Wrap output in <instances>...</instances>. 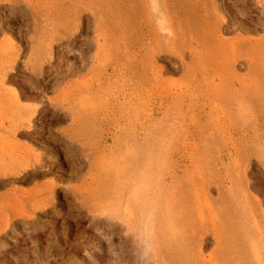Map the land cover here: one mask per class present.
Listing matches in <instances>:
<instances>
[{
    "label": "rangeland",
    "instance_id": "374dc122",
    "mask_svg": "<svg viewBox=\"0 0 264 264\" xmlns=\"http://www.w3.org/2000/svg\"><path fill=\"white\" fill-rule=\"evenodd\" d=\"M0 24V208L54 183L0 216V264H153L160 241L166 264H264V0H0Z\"/></svg>",
    "mask_w": 264,
    "mask_h": 264
},
{
    "label": "bare ground",
    "instance_id": "6f19581e",
    "mask_svg": "<svg viewBox=\"0 0 264 264\" xmlns=\"http://www.w3.org/2000/svg\"><path fill=\"white\" fill-rule=\"evenodd\" d=\"M26 1V0H25ZM213 3V2H212ZM213 5V4H212ZM213 7V6H212ZM214 10V9H213ZM216 26H218V25H216ZM218 29H219V27H218ZM215 33V32H214ZM10 34V33H9ZM213 37V36H212ZM213 39V38H212ZM221 42V41H220ZM226 42V41H225ZM225 42H222V43H225ZM221 43V45H223ZM12 46H14L13 44H12ZM219 46H220V43H219ZM13 51V50H12ZM4 53V52H3ZM12 55V54H11ZM63 59V58H62ZM11 63V62H10ZM68 65V64H67ZM1 66V65H0ZM1 68V67H0ZM1 70V69H0ZM4 70V69H3ZM8 72V71H7ZM59 95V94H58ZM13 96V95H12ZM1 99L0 100H3L4 98H2V97H0ZM15 99L16 100H18V96L17 95H15ZM13 103V102H12ZM17 103H18V101H17ZM16 104V103H15ZM14 104V105H15ZM35 106V105H34ZM33 106V107H34ZM11 107V106H10ZM32 107V106H31ZM30 108V107H29ZM28 107H25L24 106V108H22L23 109V111L21 112V114H20V117L22 118V119H24L25 117H28V115H30V113H32L31 112V110L29 109ZM68 110V109H67ZM33 111V110H32ZM3 115H5V114H3ZM0 117H2V115H0ZM16 117V116H15ZM10 119H9V121H10V124H12L13 123V120H11V118H13L12 116L11 117H9ZM19 119V118H18ZM32 121V120H31ZM90 122V121H89ZM20 125V124H19ZM80 125V124H79ZM16 126H18L17 124H15L14 123V125L9 129L10 131H8V133L12 136V135H14L15 134V128H16ZM26 126V125H25ZM27 127V126H26ZM76 128V127H75ZM82 128H83V126H82ZM78 129V128H77ZM76 129V130H77ZM83 129H86V127L84 126V128ZM79 130H82V129H78V131H76V132H78L79 133ZM24 131V130H23ZM84 131L85 130H82V132L84 133ZM88 131V130H87ZM80 134V133H79ZM84 134H86V132L84 133ZM6 136V135H5ZM18 136V135H17ZM78 136H80V135H78ZM82 136V135H81ZM2 137H4L3 135H2ZM1 137V138H2ZM4 140H5V142H7L10 146V151H11V162H12V164L11 165H9V168H10V171L12 172V173H16V174H19L21 171H24V170H27V169H29L30 167H31V164H30V158H32L33 157V155L31 154L32 153V150H31V147L28 145V144H22L21 142H19V141H17V140H15V139H8V138H3ZM30 152V153H29ZM3 157H5V156H3ZM2 157V158H3ZM8 157V156H7ZM35 157V156H34ZM8 159V158H7ZM19 160V161H18ZM8 161V160H7ZM35 162H39L37 159H36V161ZM34 165V164H33ZM35 166V165H34ZM93 166V165H92ZM34 168V167H33ZM5 171H6V169H5ZM7 174V173H6ZM53 189H54V183L51 181V182H47V183H45L42 187H40V188H38L37 186H36V188L35 189H33V191H31L30 193H28V195H26V196H29V198H26L25 197V200L23 201V200H21L20 198H12L11 197V200H10V202L12 201V199H13V201H12V203H11V205H13L11 208H8V209H2V208H0V216H2L3 218L4 217H6V218H8V216H10L11 214L12 215H15L14 217H17V218H28L29 219V217H32V215H34V213H35V211H37V210H40V209H45L46 208V206L48 205V201H46L45 199H42V200H40V201H36L35 203H33V199H35V198H37V196H43V195H45L47 192H52L53 191ZM20 190V189H19ZM35 190V191H34ZM7 191H9V190H7ZM15 191V190H14ZM13 191V192H14ZM12 193V192H11ZM16 194L18 193V191H16L15 192ZM14 193V194H15ZM15 194V195H16ZM25 194H26V192H25ZM25 194H22V195H25ZM50 194V193H49ZM3 195V194H2ZM5 195H7V194H5ZM243 195V194H242ZM3 197V196H2ZM2 197H1V199H2ZM5 197V196H4ZM20 197H22L21 195H20ZM7 198H10V197H7ZM28 199V200H27ZM5 200V199H4ZM53 200V199H52ZM8 201V200H7ZM3 202V201H2ZM7 203V202H6ZM31 205L32 206V211L33 212H29L27 209H28V205ZM8 205H10V204H8ZM10 205V206H11ZM154 205V204H153ZM166 209L165 207H161L160 208V210L161 209ZM234 208H236L235 206H234ZM233 208V209H234ZM2 209V210H1ZM237 209V208H236ZM235 209V210H236ZM228 210H229V208H228ZM231 210V209H230ZM42 211V210H41ZM199 211V210H198ZM238 211V210H237ZM154 212V211H153ZM160 212V211H159ZM161 212H163V211H161ZM165 212H166V210H165ZM165 212H163V213H165ZM167 212H169V209H167ZM160 214H162V213H160ZM232 214H233V211H232ZM223 215V214H222ZM221 216V215H220ZM13 217V216H12ZM136 217V216H135ZM166 217V216H165ZM183 217V216H182ZM242 217H243V215H242ZM167 219H168V217H166ZM9 219V218H8ZM160 219V218H159ZM166 219V220H167ZM229 219V218H228ZM233 219V218H232ZM134 220V219H133ZM161 220V219H160ZM164 220V219H163ZM231 220V219H230ZM13 221V220H12ZM9 222V221H8ZM127 222H130V221H127ZM162 222V221H161ZM133 223H135V222H133ZM185 224V223H184ZM121 225V224H120ZM3 226V225H2ZM118 226V225H117ZM166 226V225H165ZM167 226H169V225H167ZM233 226V225H232ZM0 227H1V225H0ZM130 227V226H129ZM8 228V227H7ZM167 227H165V229H166ZM170 228V227H169ZM116 229V228H115ZM117 230V229H116ZM129 230V229H128ZM164 230V229H163ZM171 231H173L172 229H170ZM6 231V230H5ZM121 231V230H120ZM165 231V230H164ZM163 231V232H164ZM210 231V230H209ZM160 233H161V235H162V232L161 231H159ZM158 232V234L156 235V232L154 233V236H153V240H157V241H159V240H161V237L162 236H159L160 235V233ZM187 232V231H186ZM198 233V232H197ZM200 235V234H199ZM203 235V234H202ZM156 237V238H155ZM167 238V237H166ZM188 237H186V239H187ZM193 238V237H192ZM190 239V238H189ZM195 239V238H194ZM263 239V238H262ZM191 240V239H190ZM190 240H188V241H190ZM206 240V239H205ZM214 240V239H213ZM172 241V240H171ZM151 242V241H150ZM161 242V241H160ZM160 242H158V243H155L156 245H154V252L152 253V254H150V259H148L149 261L151 260L152 261V263L153 264H166V263H168V262H166L165 261V258L164 257H162L161 255H158L159 253H160V251L163 249V247H164V245L162 244V243H160ZM133 243V242H132ZM154 243V242H153ZM173 243V242H172ZM171 243V244H172ZM168 244V243H167ZM207 244V243H206ZM170 245V244H169ZM173 245V247L175 246V244H172ZM172 245H171V249H172ZM196 246V245H195ZM255 246V245H254ZM150 247V246H149ZM257 247V246H256ZM147 249H148V247H147ZM150 249V248H149ZM159 249V251L157 252V250ZM175 249V247L173 248V250ZM219 249V248H218ZM225 251V250H224ZM137 252V251H136ZM173 252V251H172ZM177 253H179V251H176ZM205 252V251H204ZM227 252V251H226ZM143 253V252H142ZM158 253V254H157ZM174 253L175 252H173V255H174ZM186 253H188V252H186ZM224 254H225V252H223ZM172 254V253H171ZM176 254V253H175ZM180 254V253H179ZM178 254V255H179ZM205 254V253H204ZM127 255V254H126ZM219 255V254H218ZM195 256V255H194ZM140 257V256H139ZM176 257V256H175ZM174 256H173V258H175ZM179 257H180V255H179ZM232 257V256H231ZM229 258V257H228ZM145 259H147V258H145ZM170 259V258H169ZM209 259V258H208ZM230 259V258H229ZM138 260H139V258H138ZM148 261V262H149ZM212 261V260H211ZM147 262V261H146ZM224 262V261H223ZM231 262V261H230ZM181 263V262H180ZM173 264V263H172ZM192 264V263H191ZM197 264V263H196ZM218 264V263H217Z\"/></svg>",
    "mask_w": 264,
    "mask_h": 264
},
{
    "label": "flooded vegetation",
    "instance_id": "af4514ba",
    "mask_svg": "<svg viewBox=\"0 0 264 264\" xmlns=\"http://www.w3.org/2000/svg\"><path fill=\"white\" fill-rule=\"evenodd\" d=\"M8 29H10L12 32H16L18 28H17L16 24H11V25L6 26L4 28L0 24V35H1L3 30H8ZM1 39H2V36L0 37V40ZM13 74H14V76H13ZM13 74H11L10 79H11V81L14 80V82H17L23 76L22 74H19V73H13ZM55 83L56 82H53L50 86H53ZM18 92L21 94V96L25 95V96H27V98H34V99L36 98L37 99V98H40L41 95H46L47 96V93H51L52 89L44 90L43 87L42 88H24V89H21V91H18ZM35 124L40 126L39 127L40 130L36 129V132L39 131L40 133L28 137V138L32 139L31 143L34 144L35 149L48 148V150H52L53 148L52 147H48L47 144H46V143L51 142L49 140V135H47L45 137H42L41 132H45L43 127L56 125L57 123L56 122H51V121H48V120L39 119L38 121H36ZM27 132H35V130L31 129V131H27ZM47 171H50L49 167H47V168H45L43 170H40L39 173H43V172H47ZM57 172L58 171H55L53 174L55 175ZM43 177L44 176H41L40 178H43Z\"/></svg>",
    "mask_w": 264,
    "mask_h": 264
}]
</instances>
